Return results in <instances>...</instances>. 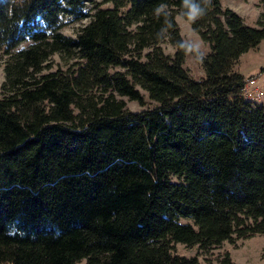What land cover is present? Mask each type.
<instances>
[{"label":"trees","instance_id":"obj_1","mask_svg":"<svg viewBox=\"0 0 264 264\" xmlns=\"http://www.w3.org/2000/svg\"><path fill=\"white\" fill-rule=\"evenodd\" d=\"M102 2L0 0V264H195L174 245L264 235V108L233 69L264 41V0L254 27L201 0L197 80L181 0ZM140 92L153 106L126 110Z\"/></svg>","mask_w":264,"mask_h":264},{"label":"rangeland","instance_id":"obj_2","mask_svg":"<svg viewBox=\"0 0 264 264\" xmlns=\"http://www.w3.org/2000/svg\"><path fill=\"white\" fill-rule=\"evenodd\" d=\"M100 7L109 6L108 3H103V0H94ZM222 7H227L233 12L238 14L244 24L254 27L256 19L261 13L258 0H219ZM91 7L90 3L84 5V11ZM178 27L179 35L182 41L187 46L186 49L192 48L191 40L200 43L204 54L208 52L207 44L200 41L198 36L190 29V27L180 19L178 15L174 17ZM88 18L81 19L75 22L66 21L60 28L63 35L73 37L79 26L85 24ZM28 42L21 43L18 48L26 46ZM161 49L164 54H171L173 48L167 43H162ZM199 55L196 51H185L182 67L188 71V74L193 79H200L202 71L199 62L195 59ZM5 56L0 55V83L3 81L2 61ZM51 70L55 68H66V64L54 55L52 57ZM233 69L241 74L243 78L254 76L259 73H264V41H260L255 47L248 49L242 53ZM142 95V104L139 105L135 101L127 100L126 97H121L125 103V108L131 112H137L144 108L153 106V103L147 98L145 93L140 92ZM251 103L264 108V93L259 99L248 100ZM181 222H189V219H180ZM176 254L181 255L187 259L194 260L195 264H264V235L254 234L247 238L235 239L232 241H224L218 245L199 248L193 246L190 248L182 245H174ZM81 261L79 264H83Z\"/></svg>","mask_w":264,"mask_h":264},{"label":"clouds","instance_id":"obj_3","mask_svg":"<svg viewBox=\"0 0 264 264\" xmlns=\"http://www.w3.org/2000/svg\"><path fill=\"white\" fill-rule=\"evenodd\" d=\"M168 6L166 4H159L154 12L157 17H171V14L168 12ZM207 14V9L203 6L201 0H181V10L178 13V16L185 24L189 27L195 24L198 19L205 16ZM173 20V18H171ZM192 48L185 49V51H196L199 53L197 58L195 59L198 62H202L204 59V52L200 43L192 41Z\"/></svg>","mask_w":264,"mask_h":264},{"label":"built area","instance_id":"obj_4","mask_svg":"<svg viewBox=\"0 0 264 264\" xmlns=\"http://www.w3.org/2000/svg\"><path fill=\"white\" fill-rule=\"evenodd\" d=\"M264 93V73L243 78L238 95L244 100L259 99Z\"/></svg>","mask_w":264,"mask_h":264}]
</instances>
